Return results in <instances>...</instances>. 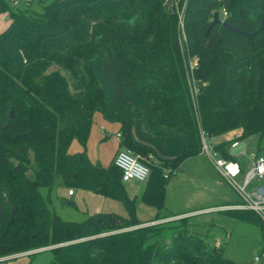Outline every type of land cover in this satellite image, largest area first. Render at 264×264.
I'll return each instance as SVG.
<instances>
[{
  "label": "trees",
  "instance_id": "1",
  "mask_svg": "<svg viewBox=\"0 0 264 264\" xmlns=\"http://www.w3.org/2000/svg\"><path fill=\"white\" fill-rule=\"evenodd\" d=\"M22 5L0 0V12H8L0 30V256L49 247L45 264H251L190 233L186 217L178 218L186 233L178 231L168 244L146 243L164 228L146 223L170 215L163 211L169 174L201 151L200 130L213 137L239 129V140L257 135L255 154L264 155V0H189L182 53L176 16L163 0ZM219 7L228 23L262 30L252 39L221 24L205 33ZM184 57L197 58L189 76L197 83L195 101ZM96 112L118 123V147L133 150L149 167L141 198L157 209L154 218L136 216L113 159L104 166L88 157ZM74 139L83 149L69 152ZM231 142L214 149L235 159L227 151ZM55 173L70 190L119 201L126 215L60 218L39 190L51 187ZM227 213L257 224L264 242L255 212Z\"/></svg>",
  "mask_w": 264,
  "mask_h": 264
},
{
  "label": "rangeland",
  "instance_id": "2",
  "mask_svg": "<svg viewBox=\"0 0 264 264\" xmlns=\"http://www.w3.org/2000/svg\"><path fill=\"white\" fill-rule=\"evenodd\" d=\"M22 3L24 2L15 5L10 0L8 5L9 7H19V9H21L22 6H24ZM0 14V17H3L1 20L4 21L5 13ZM183 45L184 44H179L181 53L183 51ZM190 59V57H184L183 59L186 75L188 76H190ZM101 120L102 117L100 113L96 112L86 142L85 150L92 161L99 162L104 166L107 165L115 149L112 159L119 149H125L136 154V152L129 148L118 147V140L114 129H109L111 133L108 134L107 137H98L103 134V131H101L102 129L99 127ZM239 133L240 130L235 129L218 136L207 137V140L211 144L221 141H230L237 137ZM257 140V135H252L243 139L238 146L229 148L230 152L236 155L235 158L240 162L243 171L247 169L246 162L253 158L256 153ZM243 147L245 148V154L238 155L237 152ZM82 149L83 147L80 143L74 139L68 151L75 152ZM165 172L167 171L165 170ZM236 178L240 181V176ZM252 182L254 183L255 180ZM144 184L145 181H124L127 193L129 196L134 197L136 216L141 220H148L154 218L157 209L142 201L141 195L144 190ZM69 188L70 187L65 185L62 181L61 175L55 173L51 187H40L39 189L47 199L48 205L52 211H55V213L64 220L81 221L94 212L126 215L125 208L117 200L108 199L100 194L76 187L71 188L73 194L70 195L68 193V190H70ZM240 200V196L230 183L215 170L208 156L200 152L181 160L178 169L169 174L165 189L163 211L172 214L200 205L210 206L218 202L237 203L240 202ZM216 208L217 207H214L206 212L185 216L187 219V224L184 225L185 229L203 238L208 245H216L219 243V245L223 247L222 254L225 257L238 262H248L264 245L259 226L255 223L236 220L228 216L227 212L233 210L232 208ZM178 218H180V216L168 220L170 222L165 221L164 223H156V225L163 226L164 228L159 236L147 240L146 243L157 239L161 244H163L162 241L168 244L172 236L177 235L178 231H182L183 225H181V221L178 220ZM43 248L46 249V247H42V250L36 251L38 253L32 252L34 254L24 253L22 255L20 253L26 251L23 250L2 256H9L5 263L9 260L10 263H12L14 259L26 256L28 257V264H45L50 259V252L43 251Z\"/></svg>",
  "mask_w": 264,
  "mask_h": 264
},
{
  "label": "built area",
  "instance_id": "3",
  "mask_svg": "<svg viewBox=\"0 0 264 264\" xmlns=\"http://www.w3.org/2000/svg\"><path fill=\"white\" fill-rule=\"evenodd\" d=\"M13 4L19 5L21 2H27L29 0H11ZM189 0H163V4L166 9L171 13L175 14L177 27L179 30L178 41L182 45L186 41V35L184 32V24L186 17V8ZM220 1V0H218ZM218 12V17L221 21H225L227 16V10L225 7H219L215 9ZM214 10V11H215ZM213 11V12H214ZM189 61V72L192 74L193 68L197 65V58L190 57ZM187 76L190 96L193 101H195L194 95L197 91V83L193 82L192 79ZM119 137V134H116ZM201 136V152L205 153L213 164L215 170L225 178L233 189L238 193L241 200L237 203L224 204L219 208H232V209H248L257 214L261 222L264 225V155L263 154H254L253 158L246 162L247 169L243 171L240 162L235 159H226L220 155V153L214 149L213 143H209L207 140L206 134L200 130ZM243 140L233 139L232 142L228 145L227 151L233 157H236L235 154H232L229 148L236 147ZM238 155L245 154V148L239 149L237 152ZM113 163L120 169L121 176L123 181L128 180H138L146 181L149 174V167L140 160L138 154H134L125 149H119L114 157ZM167 176L166 174L164 175ZM237 176H240V181L237 180ZM255 180L253 183L252 181ZM72 193V190H69V194ZM216 208V209H217ZM173 219H159L153 220L146 224H155L158 222H165ZM42 248H35L21 252L32 253L40 251ZM11 256V255H10ZM9 256H0V264L5 263L6 259ZM251 264H264V245L260 251L253 255L250 260Z\"/></svg>",
  "mask_w": 264,
  "mask_h": 264
},
{
  "label": "crops",
  "instance_id": "4",
  "mask_svg": "<svg viewBox=\"0 0 264 264\" xmlns=\"http://www.w3.org/2000/svg\"><path fill=\"white\" fill-rule=\"evenodd\" d=\"M7 3L10 1V0H5ZM2 14L5 13L4 15V21L1 20V18L3 17H0V29L2 30V28H5L7 23H8V13L7 12H0ZM1 16V14H0ZM99 116V115H98ZM99 127L102 129L101 131H103V134L99 135L98 137H107L108 134H110L111 132L109 131V129H114L115 130V133L116 131L118 130V123L116 122H107L105 121L104 119L101 120V124H99ZM116 135V134H115ZM117 140H118V137L116 136ZM214 144V143H213ZM116 150V149H115ZM115 150L113 151L111 157H110V161L112 160V156L115 152ZM80 151V150H78ZM201 152V151H200ZM199 152V153H200ZM109 161V162H110ZM108 162V163H109ZM213 165V164H212ZM179 166H180V163H179ZM178 166V167H179ZM214 167V166H213ZM68 193H69V190H68ZM73 194V193H70V195ZM230 203H234V202H218L216 203L215 205H210V206H203V205H200V206H196L194 208H190V209H186V210H183V211H179V212H175V213H172L169 215V217H165V218H160V219H167V218H171V217H177V216H189V215H194L195 213H199V212H206L208 210H211L212 208L214 207H219V206H222L224 204H230ZM156 220H159V219H156ZM49 247H46V249L43 248V251H47ZM27 258L26 256L24 257H20V258H16L14 259V261L12 263H10V260L7 261L6 263L4 264H26L27 263ZM250 261V260H249Z\"/></svg>",
  "mask_w": 264,
  "mask_h": 264
},
{
  "label": "water",
  "instance_id": "5",
  "mask_svg": "<svg viewBox=\"0 0 264 264\" xmlns=\"http://www.w3.org/2000/svg\"><path fill=\"white\" fill-rule=\"evenodd\" d=\"M133 18H134V17L130 18V19H129V22H132V21H133ZM215 24H221V25H222L223 27H225L226 29H229V30H232V31H234V32H237V33H240V34L246 35L249 39H252V38L254 37V35H255L257 32H259L260 30H262V28H263V26H260V27H258L256 30H254V31H252V32H246L245 30H242V29H240V28H238V27H236V26H234V25L228 23L226 20H225V21H221V20L219 19V17H218V12H217L216 10L212 13V19H211L209 25L207 26V29H206V32H205V33H207V32L210 30V28H211L213 25H215ZM183 150H184V147L182 146V149H181L180 153H182ZM13 212H14V207H12V209H11V216H10V219H9V222H8L7 226H8V225L11 223V221H12V215H13ZM7 226H6V228H7ZM6 228L4 229L3 232H5Z\"/></svg>",
  "mask_w": 264,
  "mask_h": 264
}]
</instances>
